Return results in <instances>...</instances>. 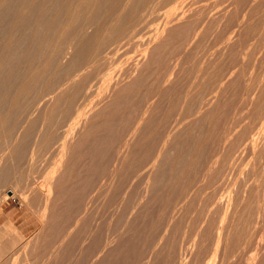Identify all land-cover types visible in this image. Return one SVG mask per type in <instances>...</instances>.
<instances>
[{"label": "rangeland", "instance_id": "374dc122", "mask_svg": "<svg viewBox=\"0 0 264 264\" xmlns=\"http://www.w3.org/2000/svg\"><path fill=\"white\" fill-rule=\"evenodd\" d=\"M83 1L0 0V264H264V0Z\"/></svg>", "mask_w": 264, "mask_h": 264}, {"label": "bare ground", "instance_id": "6f19581e", "mask_svg": "<svg viewBox=\"0 0 264 264\" xmlns=\"http://www.w3.org/2000/svg\"><path fill=\"white\" fill-rule=\"evenodd\" d=\"M76 1H77V0H76ZM79 1L81 2V0H79ZM82 1H83V0H82ZM91 1H93V0H91ZM95 1H96V0H95ZM130 1H131V0H130ZM142 1H144V0H142ZM166 1H167V0H166ZM174 1H176V0H174ZM72 2H73V1H72ZM72 2H71V3H72ZM83 2H84V1H83ZM85 2H86V1H85ZM93 2H94V1H93ZM93 2H92V3H93ZM98 2H99V1H98ZM108 2H109V1H108ZM127 2H128V1H127ZM134 2H135V1H134ZM158 2H161V1H158ZM75 3H76V2H75ZM87 3H88V2H87ZM92 3H91V4H92ZM94 3H96V2H94ZM94 3H93V4H94ZM144 3H145V2H144ZM156 3H157V2H156ZM168 3H169V2H168ZM186 3H187V2H186ZM78 4H79V2H78ZM80 4H81V8H82V7L84 8L85 5L83 4L84 6H82V3H80ZM80 4H79V5H80ZM91 4H90V5H91ZM159 4H160V3H159ZM20 5H21V4H20ZM76 5H77V3H76ZM181 5H183V4H181ZM17 6H18V5H17ZM86 6H87V5H86ZM86 6H85V7H86ZM138 6H139V5H138ZM72 7H73V6H72ZM77 7H79V6H77ZM130 7H132V6H130ZM153 7H154V5H153ZM180 7H181V6H180ZM182 7H183V6H182ZM12 8H13V7H12ZM33 8H34V7H33ZM79 8H80V7H79ZM81 8H80V9H81ZM86 8H87V7H86ZM91 8H92V7H91ZM113 8H114V7H113ZM113 8L110 9V10L112 11ZM151 8H152V7H151ZM28 9H29V8H28ZM73 9H74V8H73ZM73 9H72V11H73ZM115 9H116V8H115ZM117 9H119V8L117 7ZM117 9H116V10H117ZM135 9H136V8H134V10H135ZM138 9H139V7H138ZM157 9H158V8H157ZM179 9H181V8H179ZM116 10H115V11H116ZM120 10H121V8H120ZM123 10H125V9H123ZM143 10H144V9H143ZM143 10H142V11H143ZM83 11H84V10H83ZM131 11H132V10H131ZM131 11H130V12H131ZM74 12H75V11H74ZM81 12H82V11H81ZM108 12H109V11H108ZM112 12L114 13V11H112ZM121 12H124V13H122V14L120 13V15H123V14L125 15V11H121ZM126 12H127V13H126V15H127V14H128V11H126ZM140 12H141V11H140ZM140 12H139V16H141ZM163 12H164V11H163ZM85 13H86V12H85ZM180 13H181V12H180ZM71 14H72V13H71ZM117 14H119V13H117ZM131 14H133V13H130L129 15L131 16ZM158 14H159V13H158ZM13 15H14V14H13ZM72 15H73V14H72ZM110 15H112V14H110ZM133 15H134V14H133ZM133 15H132V16H133ZM136 15H138V14H136ZM153 15H154V14H153ZM80 16H81V15H80ZM132 16H131V17H132ZM142 16H144V15H142ZM142 16H141V17H142ZM8 17H9V16H8ZM69 17H70V16H69ZM85 17H86V16H85ZM110 17H112V16H110ZM131 17H130V21H131L133 18H135L136 16L132 17V19H131ZM151 17H152V16H151ZM0 18H1V17H0ZM88 18H89V17H88ZM122 18H123V16H122ZM138 18H139V20H138V22H139L141 18H140V17H138ZM91 19H92V18H91ZM116 19H117V18H116ZM127 19H128V16H127ZM135 19H137V18H135ZM135 19H134V20H135ZM87 20H88V19H87ZM111 20H112V19H111ZM117 20H118V19H117ZM128 20H129V19H128ZM7 21H8V20H7ZM124 21H126V20L124 19ZM130 21H129V22H130ZM133 22L136 23V20L133 21ZM133 22H131L132 25H131V24H129V25H131V26L134 27L135 25H133V24H134ZM140 22H143L142 19H141ZM140 22H139V23H140ZM150 22H152V21H150ZM84 23H85V22H84ZM111 23H112V22H111ZM157 23H158V22H157ZM127 24H128V23H126V25H127ZM152 24H153V23H152ZM50 25H51V24H50ZM113 25H114V24H113ZM126 25H125V26H126ZM111 26H112V25H110V27H111ZM127 26H128V25H127ZM127 26H126V27H127ZM140 26H141V25H140ZM140 26H139V24H138V28H139ZM142 26H143V25H142ZM142 26H141V27H142ZM21 27H22V26H21ZM106 27H107V26H106ZM121 27H122V26H121ZM136 27H137V26H136ZM121 29H122V28H121ZM126 29H129V26H128ZM131 29H133V28H131ZM143 29H144V28H143ZM156 29H157V28H156ZM96 30H98V29H96ZM134 30H135V29L132 30L133 33H134ZM16 31H17V30H16ZM132 31H131V32H132ZM139 31H140V30L138 29V32H139ZM160 31H161V30H160ZM11 32H12V31H11ZM122 32H123V30H122ZM59 33H60V32H59ZM61 33H62V32H61ZM124 33H125V32H124ZM133 33H132V34H133ZM157 33H158V32H157ZM81 34H82V33H81ZM96 34H97V33H96ZM98 34H99V33H98ZM102 34H103V32H102ZM104 34H105V33H104ZM118 34H119V33H118ZM121 34H122V33H121ZM132 34H131V35H132ZM153 34H154V33H153ZM63 35H64V34H63ZM129 35H130V29H129ZM135 35H137V34H135ZM138 35H140V34H138ZM97 36L99 37L100 35H97ZM97 36H96V37H97ZM111 36H112V35H111ZM135 37H136V36H135ZM141 37H143V36L141 35ZM143 38H144V37H143ZM4 39H5V38H4ZM81 39H82V38H81ZM98 39H99V38H98ZM137 39H139V36L137 37ZM141 39H142V38H141ZM135 40H136V39H135ZM11 41H12V40H11ZM93 41H95V40H93ZM133 42H134V41H133ZM140 42H141V41H140ZM140 42H139V43H140ZM93 43H94V42H93ZM152 43H153V42H152ZM7 45H8V44H7ZM14 45H15V44H14ZM44 45H46V44H44ZM98 45H99V44H98ZM145 45H146V44H145ZM145 45H144V46H145ZM149 45H150V44H149ZM92 46H93V45H92ZM93 47H94V46H93ZM94 48H95V47H94ZM105 50H106V49H105ZM146 52H147V51H146ZM100 54H101V53H100ZM143 55H144V54H143ZM82 60H83V59H82ZM86 61H87V60H86ZM17 64H18V63H17ZM72 67H73V66H72ZM67 68H68V67H67ZM18 72H19V71H18ZM109 73H110V72H109ZM107 74H108V73H106V75H107ZM110 74H111V73H110ZM102 75H103V74H102ZM13 76H14V74H13ZM88 77H89V76H88ZM107 77H108V76H107ZM79 78H80V77H79ZM98 81H99V80H98ZM30 82H31V81H30ZM91 83H92V82H91ZM98 84H99V83H98ZM25 85H26V84H25ZM90 88H91V87H90ZM40 100H41V99H40ZM77 100H78V99H77ZM91 103H92V102H91ZM24 144H25V143H24ZM4 154H5V153H4ZM174 167H175V166H174ZM112 172H113V171H112ZM112 172H111V173H112ZM111 173H110V174H111ZM117 173H118V172H117ZM107 176H108V175H107ZM97 190H98V189H97ZM101 191H102V190H101ZM105 192H106V191H105ZM46 194H47V193H46ZM47 195H48V194H47ZM100 204H101V203H100ZM150 204H151V203H150ZM157 208H158V207H157ZM103 210H104V209H103ZM178 210H179V209H178ZM170 212H171V211H170ZM153 215H154V214H153ZM158 215H159V214H158ZM144 222H145V221H144ZM142 223H143V222H142ZM6 227H7V226H6ZM130 230H131V229H130ZM15 231H16V230H15ZM15 233H16V232H15ZM144 233H145V232H144ZM11 234L14 235L13 233H11ZM9 236H10V235H9ZM109 236H110V235H109ZM107 237H108V236H107ZM10 239H11V237H10ZM18 239H19V235L15 236V237L11 240L12 242H8V244L6 243V244H7L6 247H9L8 245H9L10 243H11V244H10V247H9L10 249H11V247H12L13 245H15V244L18 245V244H19V243H17V242H18V241H17ZM27 241H28V240H27ZM6 244H5V245H6ZM5 245H4V246H5ZM25 245H26V244H25ZM27 245H28V243H27ZM15 246H16V245H15ZM23 247H24V245H23ZM26 247H27V246H26ZM24 248H25V247H24ZM117 248H118V247H117ZM7 249H8V248H7ZM129 249H130V248H129ZM12 250H13V249H12ZM68 250H69V249H68ZM98 250H99V249H98ZM98 250H97V251H98ZM6 252H9V251H6L5 248H0V256L3 255L4 253L6 254ZM56 252H57V251H56ZM26 254H27V253H26ZM101 255H102V254H101ZM100 257H101V256H100ZM156 258H157V257H156ZM97 262H98V261H97Z\"/></svg>", "mask_w": 264, "mask_h": 264}]
</instances>
